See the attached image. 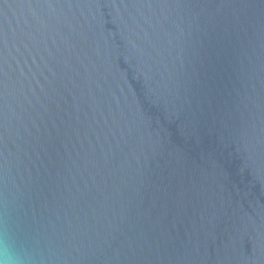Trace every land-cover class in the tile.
<instances>
[{"label": "water", "instance_id": "95a60500", "mask_svg": "<svg viewBox=\"0 0 264 264\" xmlns=\"http://www.w3.org/2000/svg\"><path fill=\"white\" fill-rule=\"evenodd\" d=\"M0 241L264 264V0H0Z\"/></svg>", "mask_w": 264, "mask_h": 264}, {"label": "clouds", "instance_id": "9594fccd", "mask_svg": "<svg viewBox=\"0 0 264 264\" xmlns=\"http://www.w3.org/2000/svg\"><path fill=\"white\" fill-rule=\"evenodd\" d=\"M0 264H23V260L10 251L5 241H0Z\"/></svg>", "mask_w": 264, "mask_h": 264}]
</instances>
